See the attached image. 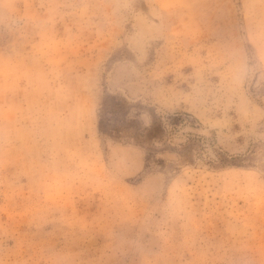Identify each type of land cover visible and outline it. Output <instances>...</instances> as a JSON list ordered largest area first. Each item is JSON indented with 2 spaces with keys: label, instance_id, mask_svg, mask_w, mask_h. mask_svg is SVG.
<instances>
[{
  "label": "rangeland",
  "instance_id": "rangeland-1",
  "mask_svg": "<svg viewBox=\"0 0 264 264\" xmlns=\"http://www.w3.org/2000/svg\"><path fill=\"white\" fill-rule=\"evenodd\" d=\"M0 264H264V0H0Z\"/></svg>",
  "mask_w": 264,
  "mask_h": 264
}]
</instances>
